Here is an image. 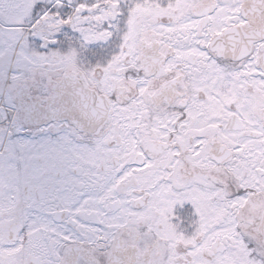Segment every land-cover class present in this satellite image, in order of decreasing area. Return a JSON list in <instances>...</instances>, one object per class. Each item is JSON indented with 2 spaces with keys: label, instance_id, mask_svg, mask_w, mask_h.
I'll use <instances>...</instances> for the list:
<instances>
[{
  "label": "snow or ice",
  "instance_id": "6c2138e0",
  "mask_svg": "<svg viewBox=\"0 0 264 264\" xmlns=\"http://www.w3.org/2000/svg\"><path fill=\"white\" fill-rule=\"evenodd\" d=\"M0 264H264V0H0Z\"/></svg>",
  "mask_w": 264,
  "mask_h": 264
}]
</instances>
